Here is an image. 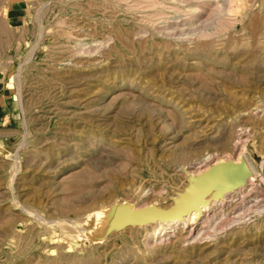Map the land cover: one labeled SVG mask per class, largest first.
Masks as SVG:
<instances>
[{"label":"rangeland","instance_id":"rangeland-1","mask_svg":"<svg viewBox=\"0 0 264 264\" xmlns=\"http://www.w3.org/2000/svg\"><path fill=\"white\" fill-rule=\"evenodd\" d=\"M0 77V264H264V0H0Z\"/></svg>","mask_w":264,"mask_h":264},{"label":"bare ground","instance_id":"bare-ground-1","mask_svg":"<svg viewBox=\"0 0 264 264\" xmlns=\"http://www.w3.org/2000/svg\"><path fill=\"white\" fill-rule=\"evenodd\" d=\"M154 6H156V5H154ZM232 10L234 11L233 8L230 11H232ZM202 11H203V9H202ZM223 162L222 161L217 162L216 165L214 164L215 165L214 169H212L210 167V169L209 168L206 169V171H204L202 174L200 173V176L197 177V179L195 180L194 185L189 189L187 195L183 199H181L182 201H179L177 203V205H175V207L176 206L177 207L174 209L173 214H171V215L162 214V215H160L161 219H164L165 222H168V221L172 222V221L177 219L178 221L184 222L185 225L188 224V223H191V221L192 222H194V221L196 222V220H198V219L203 220V219H205V217H207V216H204L203 210L206 211L210 207V201L205 200V196L208 194V192H211V190H215L214 195H213V192H211L212 193V197H210L211 194L209 196L210 198H214V200L215 199L217 200V199H220V198H222L223 200L224 199L226 200L228 194L237 193V191L241 190L242 187H243L242 183L244 182L245 177H247V175L245 174L246 171L245 170H240L239 167H237V169H238L237 170L234 167L237 171L232 173V170L230 168L226 167V165L223 166L224 163H225V162L224 163ZM235 163H234V166H236L238 164V163L237 164H235ZM239 165H241V164H239ZM225 171L226 172H231V173H229L228 175H224V177L222 176L221 177L222 181H221V179H219V182L220 181L221 182H220V184L218 186L215 183V179L222 172H225ZM251 182H253V180ZM216 186H217V189H214V187H216ZM227 189H229V190L225 191ZM173 215H176V216H173ZM130 220L133 222L134 218L132 217V218H130ZM134 223H135V221H134Z\"/></svg>","mask_w":264,"mask_h":264},{"label":"crops","instance_id":"crops-1","mask_svg":"<svg viewBox=\"0 0 264 264\" xmlns=\"http://www.w3.org/2000/svg\"><path fill=\"white\" fill-rule=\"evenodd\" d=\"M10 10L9 13H12ZM0 77V124L4 125L6 120L12 116V93L8 83H3Z\"/></svg>","mask_w":264,"mask_h":264}]
</instances>
